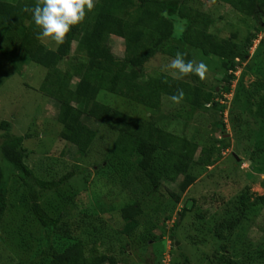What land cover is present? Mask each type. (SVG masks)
Instances as JSON below:
<instances>
[{
	"label": "trees",
	"instance_id": "16d2710c",
	"mask_svg": "<svg viewBox=\"0 0 264 264\" xmlns=\"http://www.w3.org/2000/svg\"><path fill=\"white\" fill-rule=\"evenodd\" d=\"M220 4L228 5L236 14L253 23L250 34L242 41H237L238 33L229 38L211 33L214 19L208 11ZM34 6L35 0H0V56L16 70L18 63L29 62L48 72L40 91L58 108L56 127L47 131L53 137L57 136L65 146L74 148L76 160L87 157L98 138L97 130L88 121H94L113 134L115 138L103 163L97 167V174L126 190L137 188L143 199L128 203L119 210L124 223V238L109 235L102 219L96 218L98 226L92 219L94 217L86 213L67 219L62 214L52 216L42 206V196L48 192L57 193L74 179L76 173L70 172L58 180H39L25 162L28 153L24 143L38 138L40 133L17 136L12 133L10 123L2 122L0 228L10 208L8 185L16 181L20 190L26 192L29 214L41 229L38 248L32 256H26L16 264H123L126 258L131 257L132 251L129 254L128 247L140 251L156 240V224L146 222L140 236H136V230L145 216L146 207L156 206L159 191L167 185L177 187L178 193L169 190L172 204L177 206L181 196L196 183V176L192 174L194 158L187 153L190 147L201 148L196 159L197 167H210L214 155L210 143L201 144V141L191 138L187 124L191 113L185 119L184 128L177 129L176 124L168 126L166 119L163 116L156 118V114L161 112L167 101L172 102L169 99L172 95L183 90L185 99L179 103L183 109L194 111L204 108L215 116L214 119L222 121L218 114H223L227 105H222L221 94L230 93L229 79H234V73L242 64L250 62V51L264 32V0H96L95 8L87 13L86 20L75 27L65 43L54 51L38 39L39 30L32 23L30 12L25 10ZM112 37L124 41L123 58L113 54L110 46ZM262 45L264 40L260 43ZM178 51L187 60L195 61L194 51H199L204 59L221 60L220 70L225 75L221 91H217L218 86L210 90L196 87L195 79L173 78L170 70L147 74L149 64L161 58L167 65L169 58ZM263 56V51H257L253 56L258 73L257 63ZM61 64L65 65L64 69H60ZM229 72L232 73L230 76ZM236 90L235 101L228 108L229 114L233 116L238 112L235 127L239 129L240 126L251 133L249 122H239L245 114L254 111L255 124L264 125V77L250 89L246 90L241 83ZM113 98L116 104L111 102ZM163 99L167 100L164 102ZM214 125L220 131L226 129L223 122ZM45 132L41 133L42 136L47 134ZM221 143L222 150L231 147L230 139H223ZM254 146L251 159L264 164V141L257 138ZM234 161L237 165L236 159ZM196 203L193 202L192 206ZM257 209L264 211V195H252L250 188L246 187L233 206L232 218L218 226V239L223 238L225 230L232 233L248 222V215ZM187 211L185 206L179 221ZM180 226L177 221L171 230L175 248V233ZM258 231L264 235V225L259 226ZM78 233L85 235L88 241ZM106 237H111V243ZM117 241H120L118 245ZM104 245L108 249L97 254L95 247ZM115 246H119L118 250ZM250 246L248 243L247 247ZM228 249V246L221 247L224 255L220 258L221 252L217 250L213 264H248L235 261L227 253ZM180 256L184 264H188L187 257ZM257 256L264 259V249Z\"/></svg>",
	"mask_w": 264,
	"mask_h": 264
},
{
	"label": "rangeland",
	"instance_id": "374dc122",
	"mask_svg": "<svg viewBox=\"0 0 264 264\" xmlns=\"http://www.w3.org/2000/svg\"><path fill=\"white\" fill-rule=\"evenodd\" d=\"M208 12L214 19V25L210 31L218 37L229 38L238 33L237 41H242L251 32L253 23L244 19L243 15L236 14L226 4L217 5ZM262 40H264V32L259 35L250 51L252 64H249L250 62L242 64L234 73V79H229L230 93L221 94L222 105H227L226 111L218 114L222 121H218V118L214 119L215 116L204 108L192 111L169 101L165 103L161 112L156 114V118L163 116L168 126L176 124L177 129L184 128L185 119L191 113V119L187 123L191 129V138L201 141V144L210 143L214 148V155L211 166L203 169L196 166V159L201 153V148L198 149L195 145L192 149L190 147L187 153L194 158L192 174L196 176V183L181 196V202L177 206H173L169 192L171 190L178 193L177 187L167 185L159 191L158 205L156 204L154 208L146 207L145 216L139 221V227L136 230V236H140L146 222L156 224V238H154L156 240L144 250L142 248L137 251L128 247L129 254L132 251L131 257L126 258L123 264H184L180 254L187 257L188 264H213V255L217 250L220 253L222 246L229 247L227 253L237 262L264 264V259L260 260L257 256V253L264 249V235L258 231L259 226L264 225L263 210H253L248 215V222H244L232 233L225 230L223 238L218 239L216 234L218 226L234 215L232 209L242 190L247 187L250 188L252 195H264V164H260L259 161L253 162L250 157L256 139L264 141V125L255 124V112L251 111L245 114L239 123L249 122L252 132L248 133L240 126L237 129L235 125L238 122V115H236L238 112L230 116L228 110L231 103L235 101L236 89L241 83L247 90L264 77V56L258 63L255 62L259 64L260 73L254 68L255 60H253L257 51H263L264 54V45L260 46ZM42 42L49 50L54 51L58 47L49 40H42ZM110 46L116 57H124L125 45L122 39L112 37ZM193 54L197 56L195 62H203L207 65L208 72L205 78L201 80L195 75H189L179 79H195L196 87L210 90L211 87L218 86L217 91H221L225 79V75L220 70L221 60L204 59L205 57L199 51H194ZM18 66L16 70L8 60L0 56V137L4 133L1 129L2 122L10 123L12 133L17 136L29 132L40 133L38 138L24 143V149L28 153L25 162L39 180H58L70 172L76 173L74 179L57 193H45L42 196V206L54 217L62 214L64 219H67L86 213L94 217L92 219L98 226L99 222L96 218H100L106 224L105 232L109 235L114 234L117 238H124L122 231L124 223L119 210L122 206L138 200L142 201L143 198L137 188L126 190L121 185L112 184L106 177L97 174V167L103 163L108 147L115 137L94 121H88V124L97 130L98 138L87 157L80 161L76 160L75 149L65 146L57 136L53 137L49 134L50 131H47L56 127L58 108L51 98L40 91L47 80L48 72L29 62L18 63ZM165 66L162 59L158 58L146 67L147 74H161L167 71ZM59 67L64 69L65 65L61 64ZM230 75L229 72L228 76ZM163 100L165 102L167 99ZM114 101L115 98L111 102L116 104ZM124 107L127 106L124 105ZM220 122L226 125L224 131L218 130L214 125ZM58 127L61 130V127ZM43 131L47 133L45 136L41 134ZM226 138L230 139L231 147L228 150H222L221 140ZM63 153H66L65 156ZM233 154L238 156L239 161ZM233 159H236L237 165ZM8 189L10 208L0 228V264H16L22 258L32 256L38 248L37 239L41 236V229L29 214L27 194L20 190L19 182H10ZM193 202H197L194 207ZM185 206L188 211L179 221V215ZM177 221L178 226L179 224L181 226L175 233V248L170 235ZM81 235L88 241L85 235ZM106 238L111 243V237ZM119 242L117 241L116 245ZM248 243L250 247H247ZM115 247H117L115 250H118L119 246ZM95 249V252L99 254L106 251L108 246H97ZM173 253L175 256L172 255ZM221 255H224V252H221L218 258Z\"/></svg>",
	"mask_w": 264,
	"mask_h": 264
},
{
	"label": "clouds",
	"instance_id": "9594fccd",
	"mask_svg": "<svg viewBox=\"0 0 264 264\" xmlns=\"http://www.w3.org/2000/svg\"><path fill=\"white\" fill-rule=\"evenodd\" d=\"M95 2L96 0H35V6L25 10L30 12L32 23L39 30L38 39L63 45L73 29L86 20L87 13L94 10ZM165 68L177 79L195 75L203 80L208 72L205 63L187 60L179 51L169 58ZM169 99L179 104L185 99V93L180 90Z\"/></svg>",
	"mask_w": 264,
	"mask_h": 264
},
{
	"label": "water",
	"instance_id": "95a60500",
	"mask_svg": "<svg viewBox=\"0 0 264 264\" xmlns=\"http://www.w3.org/2000/svg\"><path fill=\"white\" fill-rule=\"evenodd\" d=\"M235 157H237L236 155H234ZM237 160H238V157H237ZM239 161V160H238ZM173 241V240H172Z\"/></svg>",
	"mask_w": 264,
	"mask_h": 264
}]
</instances>
